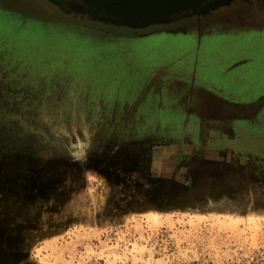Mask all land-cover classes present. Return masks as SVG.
Here are the masks:
<instances>
[{
	"label": "rangeland",
	"instance_id": "1",
	"mask_svg": "<svg viewBox=\"0 0 264 264\" xmlns=\"http://www.w3.org/2000/svg\"><path fill=\"white\" fill-rule=\"evenodd\" d=\"M46 8L17 29L0 6V264H264L260 160L198 182L177 141L132 122L137 65L157 59L140 51L188 17L131 28Z\"/></svg>",
	"mask_w": 264,
	"mask_h": 264
},
{
	"label": "crops",
	"instance_id": "2",
	"mask_svg": "<svg viewBox=\"0 0 264 264\" xmlns=\"http://www.w3.org/2000/svg\"><path fill=\"white\" fill-rule=\"evenodd\" d=\"M42 4L0 0L17 29L41 21ZM61 12L69 20H92ZM155 34L174 44L140 51L143 59H157L139 63L130 85L135 131L177 141L179 170L194 167L198 182L209 173L223 181L241 168L245 174L251 157L264 167V0H232Z\"/></svg>",
	"mask_w": 264,
	"mask_h": 264
},
{
	"label": "water",
	"instance_id": "3",
	"mask_svg": "<svg viewBox=\"0 0 264 264\" xmlns=\"http://www.w3.org/2000/svg\"><path fill=\"white\" fill-rule=\"evenodd\" d=\"M71 15L143 28L204 15L231 0H51Z\"/></svg>",
	"mask_w": 264,
	"mask_h": 264
},
{
	"label": "flooded vegetation",
	"instance_id": "4",
	"mask_svg": "<svg viewBox=\"0 0 264 264\" xmlns=\"http://www.w3.org/2000/svg\"><path fill=\"white\" fill-rule=\"evenodd\" d=\"M231 1H232V0H231ZM233 1H234V0H233ZM44 6H45V7H48V8H46V9H50V10H52V11H56V10H57V9L54 8L55 5L53 6V5H51V4H47V3L41 5V7H44ZM221 7H222V6H221ZM207 15H208V14L203 15V16H207ZM203 16H202V17H203ZM199 18H200V16H199Z\"/></svg>",
	"mask_w": 264,
	"mask_h": 264
}]
</instances>
